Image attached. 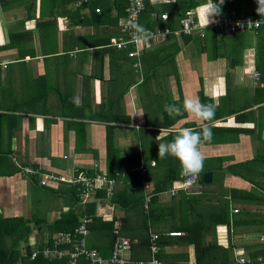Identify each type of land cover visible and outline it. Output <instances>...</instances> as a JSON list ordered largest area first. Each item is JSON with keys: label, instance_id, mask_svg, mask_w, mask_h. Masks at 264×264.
Here are the masks:
<instances>
[{"label": "crops", "instance_id": "0c3cea01", "mask_svg": "<svg viewBox=\"0 0 264 264\" xmlns=\"http://www.w3.org/2000/svg\"><path fill=\"white\" fill-rule=\"evenodd\" d=\"M146 1L152 8L144 0L138 22L157 36L129 55L134 44L118 48L114 42L128 39L120 20L130 0H0V219L42 220L26 242L32 253L50 236L53 241L68 231L66 222L75 226L85 216L90 223L100 217L88 234L95 232L99 241L87 244L107 245L108 253L112 222L114 229L144 228L147 194L156 197L150 232L181 231L170 227L175 219L209 223L227 203L229 225L216 226L215 240L232 247L234 259L225 263L238 264L233 249L251 258L264 245V35L260 40L246 31L245 46L240 32L232 36L206 26L203 35L185 34L181 18L193 10L202 26L208 0L195 6ZM185 98L216 105L209 122L213 138L200 146L202 175L210 172L211 180L173 194L180 164L171 156L160 159L158 144L181 128L199 129L201 122L189 114L172 118L165 111ZM24 165L67 178L98 169L114 185L111 193L99 190L81 202L76 184L42 186L24 173ZM216 175L220 180L214 182ZM182 191L192 195L191 203L180 200ZM171 203L169 215L163 209ZM64 215L66 222L48 226ZM235 218L242 221L236 228ZM32 232L39 238L30 242ZM173 241L163 248V261L195 264L194 245ZM12 244L0 236V264Z\"/></svg>", "mask_w": 264, "mask_h": 264}, {"label": "trees", "instance_id": "16d2710c", "mask_svg": "<svg viewBox=\"0 0 264 264\" xmlns=\"http://www.w3.org/2000/svg\"><path fill=\"white\" fill-rule=\"evenodd\" d=\"M199 3V0H181L179 3L180 6H189V5H196ZM215 3L219 4V0H215ZM145 4L148 5V8H152V6L148 3V1L145 0ZM220 7V14L216 16L217 19H223L231 16V12L234 11L236 15L242 16V15H250L251 17H258L263 16L258 14L257 8H258V0H224L223 4L219 5ZM246 7L249 8V10L246 9ZM187 8V7H186ZM217 30V28H208L207 30ZM245 31H237L234 33H231L232 36H236L239 32L243 33ZM253 32L257 33L258 36L260 34H264V26L259 27L258 29L253 30ZM216 38L218 36L216 34H212L211 39L215 40L216 48H219V42L216 41ZM217 56V55H216ZM215 56V57H216ZM232 60V59H231ZM232 62L235 64V62L232 60ZM232 63V64H233ZM231 64V66H232ZM198 181L202 182V172L198 176ZM246 192V191H245ZM244 192V193H245ZM180 200H184V203H191V197L192 195H187L183 191L181 192ZM234 196V195H233ZM151 206H149V209L147 211V214L143 212L145 221H144V232L145 234L139 235V237H127L130 240V255L127 257V262L124 264H132L131 262L137 261L140 259H147L149 258V243H150V235L152 232H150V225L154 224V221L156 220L154 216L152 215L154 212H156L154 206L156 202L155 195L151 196ZM173 203L169 204V208L163 209V212H169V215L172 214V211L170 209H173ZM227 203L224 206L218 207L220 210V214L212 213L210 216V222L204 223L202 219L196 217V219L193 222H189L186 220V218L177 220L175 219L174 222L170 225L172 228L181 229V231H184V234L175 237L170 236L168 232H157L159 233V237L157 240V243L160 246V250L158 253V258L161 260L163 264H174L171 261H163V248L165 246L171 245L175 242H183L185 244H193L195 249V256H196V262L195 264H226L230 263V261H233V256L231 254L230 247H223L219 245L215 240V229L218 224H228L229 225V211L227 207ZM221 208V209H220ZM143 211V210H142ZM219 212V211H218ZM68 217L66 215L60 217L57 219L53 224H48L49 227L56 226V223L58 222H66ZM96 219L98 221H101L100 217L93 218V222L88 225L90 231H93V224L96 222ZM158 222V221H156ZM179 222V223H178ZM42 223V220L37 219H0V236H3L4 239H10V242L12 241L13 244L8 248L7 251L3 252V259L2 264H66V257L57 259V258H49L45 256L42 253V248L46 245H52V237L50 236L48 241L44 242L42 241L39 245V252L37 255L31 259V248L26 243L28 240V236L33 230V228L37 229V227ZM101 223H104L103 221ZM242 221L239 218L234 219V225L235 228L237 226H240ZM79 224V223H78ZM75 226H72L68 222L66 224H63V230H72ZM122 228H113V222L111 223L108 230V236L110 239V250L107 253L108 248L102 245H94L92 244L90 247H94L98 250V252L104 256L107 257L111 253L114 236L121 234ZM40 232H43V230H40ZM8 237V238H5ZM209 237V238H208ZM24 242V246L19 249L20 243ZM10 245V244H9ZM19 245V246H17ZM251 258L255 259L258 256H263L264 258V245L261 247V249H256L253 251V253H250ZM226 262V263H225ZM77 264H94L89 259L81 257L79 258ZM187 264V263H185ZM256 264V262H254Z\"/></svg>", "mask_w": 264, "mask_h": 264}, {"label": "built area", "instance_id": "2783aa9c", "mask_svg": "<svg viewBox=\"0 0 264 264\" xmlns=\"http://www.w3.org/2000/svg\"><path fill=\"white\" fill-rule=\"evenodd\" d=\"M129 7L127 8V15L124 19L120 20V26L122 31L128 35V39L119 37L114 44L118 48H122L127 43H132L135 46L133 52L129 55L138 54L142 48V45L148 44L150 40L157 36L150 30L151 39L148 42L136 43L133 40L132 33L127 28V22L130 16H138L144 7V0H130ZM96 12L100 9L96 8ZM231 16L223 19L214 18L216 22L209 23L208 28H217L219 30L225 31L226 33H234L237 31H253L261 26H264V15L258 17H251L250 15L238 16L234 11L231 12ZM162 18H166L167 14H162ZM180 30L185 34H200L203 35V28L199 21L194 19V11L189 10L180 20ZM168 29L159 32L160 35L164 36ZM23 171L29 176H35L38 178V183L42 186L48 185L50 182L66 181L78 186V195L81 202L90 201L92 198L96 197V193L99 190H104L106 193H111L114 185V180L108 177L105 173L100 172L98 169L92 173H86L85 171L77 172L70 177H65L60 173L54 171H45L40 167L33 165H24ZM198 182V177L193 180V183L188 186L186 184V178L182 177L179 180L178 187L170 190L171 193H176L179 190L190 191L193 186ZM151 195L147 194L146 200H150ZM238 209H233V212H237ZM91 217L85 216L82 218L80 223L74 227L72 230L63 231L56 235L53 239L52 246H48L42 250V253L49 258H67L66 264H77L79 258L84 257L89 259L94 264H124L127 262L126 254L130 251V240L124 236H116L111 253L109 256H102L98 250L94 247H90L87 244V236L90 232L88 225L91 222ZM231 224V222H230ZM171 236H179L182 234L181 231H169ZM159 233L152 232L150 235L149 243V258L140 259L131 262L132 264H163L158 258V253L160 246L157 243ZM234 250V256L238 264H264V259L262 257H257L252 259L248 256L243 255L238 249ZM39 251L34 249L31 253V258H34Z\"/></svg>", "mask_w": 264, "mask_h": 264}, {"label": "clouds", "instance_id": "9594fccd", "mask_svg": "<svg viewBox=\"0 0 264 264\" xmlns=\"http://www.w3.org/2000/svg\"><path fill=\"white\" fill-rule=\"evenodd\" d=\"M151 2L155 5L157 2L172 3V0H151ZM223 3L224 0H219V4L214 3V0H208L204 8V23L202 27L216 22L214 17L220 14L219 5ZM257 12L260 15H264V0H258ZM210 17H213V19L210 20ZM126 26L132 33L133 40L136 43L148 42L151 39V33L139 24L138 16H130ZM215 110V104L202 103L198 98H185L182 105L176 103L165 105V111L169 117L175 118L187 113L196 121L201 122L199 129L181 128L170 141L158 144V157L165 159L171 156L177 159L180 164V175L186 178L188 186L203 171L205 157L200 150V146L213 138L209 122L213 120ZM157 139L163 140L164 137L158 135Z\"/></svg>", "mask_w": 264, "mask_h": 264}, {"label": "rangeland", "instance_id": "374dc122", "mask_svg": "<svg viewBox=\"0 0 264 264\" xmlns=\"http://www.w3.org/2000/svg\"><path fill=\"white\" fill-rule=\"evenodd\" d=\"M243 36H245V38L242 40V42H243V44L246 46V44H247V42H248V38H249V34H247V32H243V34H242ZM262 35V36H261ZM261 35H259L260 36V40H262L263 39V35L264 34H261ZM250 40V39H249ZM217 180H220L219 178H218V175H216V177H215V180H214V182H216ZM134 205V204H133ZM136 205V204H135ZM134 205V206H135ZM133 206V207H134ZM79 207H81L80 205H79ZM137 209H136V211L138 212V213H141L142 211L141 210H139V209H141V206L139 205L138 207H136ZM135 209V208H134ZM73 210H75V208H73ZM144 217V215H143V213H141V217ZM144 219H145V217H144ZM145 221V220H144ZM143 222V220L141 221V218H140V222L138 223L139 225L141 224ZM134 230L135 229H130L129 227H126V228H124V229H121V231H120V233H121V235H124V236H127V237H139V235H141V234H145V232H144V228L141 230H136L135 232H134ZM38 232H32V235L30 236V242H33V240H34V235H35V239H38L39 237V235H36ZM88 239V241L90 242V243H93V242H98L99 241V237H98V235H95V232H92L90 235H88V237L86 238V240ZM108 239H109V236H108ZM238 240L236 239V242H237ZM92 245V244H91ZM94 245H98V244H94ZM89 246V245H88Z\"/></svg>", "mask_w": 264, "mask_h": 264}, {"label": "water", "instance_id": "95a60500", "mask_svg": "<svg viewBox=\"0 0 264 264\" xmlns=\"http://www.w3.org/2000/svg\"><path fill=\"white\" fill-rule=\"evenodd\" d=\"M202 178H203V182H209L211 180V173L208 172V173H204L202 175ZM41 227H39L38 229H40Z\"/></svg>", "mask_w": 264, "mask_h": 264}]
</instances>
